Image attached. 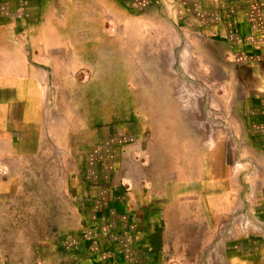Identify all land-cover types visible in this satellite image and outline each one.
Returning <instances> with one entry per match:
<instances>
[{"label":"rangeland","instance_id":"1","mask_svg":"<svg viewBox=\"0 0 264 264\" xmlns=\"http://www.w3.org/2000/svg\"><path fill=\"white\" fill-rule=\"evenodd\" d=\"M111 2L121 10L102 0H0V63L22 57L40 72L43 109L30 217L15 224V240L0 241L9 254L0 264H27V254L28 264H264V144H245L230 109L231 82H220L222 74L194 54L216 48L188 46L193 23L177 16L178 0ZM199 121L216 141L206 152L223 158L216 172L219 162L210 157L208 185L221 170L231 195L217 217H206L217 224L205 246L184 257L167 251L154 232L175 218L150 228L135 196L141 164L159 166L153 176L161 183L167 132L174 133L168 122L184 123L175 134L183 137Z\"/></svg>","mask_w":264,"mask_h":264},{"label":"crops","instance_id":"2","mask_svg":"<svg viewBox=\"0 0 264 264\" xmlns=\"http://www.w3.org/2000/svg\"><path fill=\"white\" fill-rule=\"evenodd\" d=\"M40 1L45 0H37V2ZM102 1L108 9L121 10V7H115L111 0ZM37 5L38 8L41 6L39 3ZM176 14L193 23L188 29L191 31L187 39L188 46L196 48L195 43L198 46L204 43L216 48L217 51L213 53L208 50L203 52L200 48L197 53L194 51V54L198 55L200 65L214 66L217 73L222 74L220 82L225 85L231 82L230 109L234 117L233 122H236L238 128L242 130L245 144H264V100H261V98L264 99V59L250 61L247 64L239 61L232 63L227 60L230 55L226 51L230 44H234L233 48L237 44L238 40H229L232 38V33H235L233 31L240 32L246 28V25L248 33L255 40L258 38L259 42L264 43V1L191 0L190 2L182 1L180 5L178 0ZM3 26L0 25V27ZM6 27L9 26L6 25ZM224 39L230 44L224 43ZM262 46L263 44H259L257 47ZM8 47L16 48L14 44ZM18 67L20 69H17L15 74L13 69ZM240 68L243 71L242 76L238 74ZM40 75L39 71L32 72L31 67L22 57H18L14 62L11 56H8L0 63V241L15 240V224H18L21 218L24 220L25 214L28 218L30 217L31 162L38 159L41 143L40 133L37 132L42 126L43 113L38 83ZM205 78L207 83L208 79ZM235 86L237 91L234 90ZM171 96L179 97L180 93L177 92ZM261 105H263L262 108H260ZM204 126L206 127L205 122L199 121L193 126L197 131L192 135L177 137L175 135L177 129H185L187 126L181 122H168L167 130L173 129L174 133L172 135L171 131L167 132V149H165L167 157L163 154L160 160L162 172H158L161 183L159 180L157 184L153 176L159 166L150 164L144 167V164H141L140 185L142 188L138 192L139 195L135 196L137 203L144 210L143 215L146 213L150 228L156 222L159 226V222L167 217L175 218V222L167 223V229L154 231L156 240L164 242L165 249L167 251L171 249L173 255L190 257L198 254L205 246L208 229L213 227L211 223H215L214 221L207 223L206 217L210 221L217 217L223 209L224 200L231 195H229L230 190L222 185L221 170L219 175L214 173L215 183L208 185L207 172L211 166L208 164L210 157L219 162L218 165L213 166L216 172L223 168V158L215 150L211 152L213 154L206 152L207 143L210 141L211 144H216V141L211 133L207 135L206 130L201 132L205 129ZM121 164L125 176L130 174L128 160L122 158ZM156 185L158 187H155ZM125 197L129 202L130 198ZM96 205L101 208L98 203ZM127 206H130L129 203ZM39 207L46 209L45 205L37 208ZM150 228H147L148 232L153 231ZM164 232L173 236L164 237ZM61 235L57 236V240L61 238ZM39 239L47 241L53 238L44 236ZM62 255L56 254V259L61 260ZM0 256L8 257L9 254L0 249ZM29 257L27 254V264ZM86 260L83 263L77 260V264L91 263L90 260L87 262ZM99 262L104 264L103 260ZM124 263H128L127 259Z\"/></svg>","mask_w":264,"mask_h":264},{"label":"flooded vegetation","instance_id":"3","mask_svg":"<svg viewBox=\"0 0 264 264\" xmlns=\"http://www.w3.org/2000/svg\"><path fill=\"white\" fill-rule=\"evenodd\" d=\"M235 33H232V38L229 39L230 41H237V44H235V48H233L234 44H230L227 40L224 39V43H228L230 44L229 47H227V50L230 57L229 59L227 58V60L229 62H245L250 63V61H254V60H259V59H264V43L259 42L258 38H253V36L250 35V33H248V26L246 25V28L240 32L233 31ZM226 41V42H225ZM259 44H263V46L257 47L259 46ZM234 90H236V86L234 87ZM259 99L261 97H258ZM261 100H264L263 98H261ZM263 103V101H262ZM263 105L260 106V108H262Z\"/></svg>","mask_w":264,"mask_h":264}]
</instances>
